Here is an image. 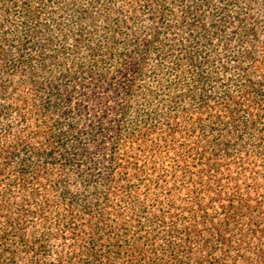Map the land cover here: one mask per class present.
I'll return each instance as SVG.
<instances>
[{
	"label": "trees",
	"instance_id": "trees-1",
	"mask_svg": "<svg viewBox=\"0 0 264 264\" xmlns=\"http://www.w3.org/2000/svg\"><path fill=\"white\" fill-rule=\"evenodd\" d=\"M0 264H264V0H0Z\"/></svg>",
	"mask_w": 264,
	"mask_h": 264
}]
</instances>
